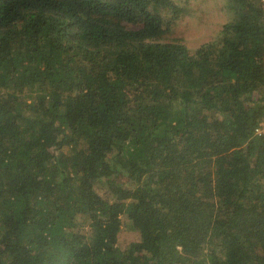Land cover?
<instances>
[{
    "label": "trees",
    "instance_id": "1",
    "mask_svg": "<svg viewBox=\"0 0 264 264\" xmlns=\"http://www.w3.org/2000/svg\"><path fill=\"white\" fill-rule=\"evenodd\" d=\"M226 6L191 52L175 0H0V264H264V1Z\"/></svg>",
    "mask_w": 264,
    "mask_h": 264
},
{
    "label": "rangeland",
    "instance_id": "2",
    "mask_svg": "<svg viewBox=\"0 0 264 264\" xmlns=\"http://www.w3.org/2000/svg\"><path fill=\"white\" fill-rule=\"evenodd\" d=\"M184 8L183 15L176 21L165 40L180 39L192 52L201 44L213 39L221 26L231 18L226 0H175ZM116 183H125L116 175ZM118 234V246L124 248L136 240L137 233L122 225ZM179 249V247H177Z\"/></svg>",
    "mask_w": 264,
    "mask_h": 264
},
{
    "label": "built area",
    "instance_id": "3",
    "mask_svg": "<svg viewBox=\"0 0 264 264\" xmlns=\"http://www.w3.org/2000/svg\"><path fill=\"white\" fill-rule=\"evenodd\" d=\"M264 1V0H263ZM254 134H263L264 135V114L261 117L258 126L255 128Z\"/></svg>",
    "mask_w": 264,
    "mask_h": 264
}]
</instances>
